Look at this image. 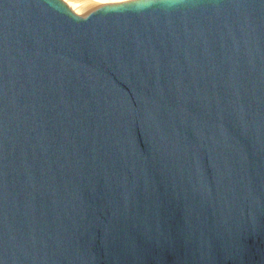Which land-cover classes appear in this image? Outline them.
Wrapping results in <instances>:
<instances>
[{
  "label": "water",
  "instance_id": "water-1",
  "mask_svg": "<svg viewBox=\"0 0 264 264\" xmlns=\"http://www.w3.org/2000/svg\"><path fill=\"white\" fill-rule=\"evenodd\" d=\"M0 264H264V0H0Z\"/></svg>",
  "mask_w": 264,
  "mask_h": 264
},
{
  "label": "clouds",
  "instance_id": "clouds-1",
  "mask_svg": "<svg viewBox=\"0 0 264 264\" xmlns=\"http://www.w3.org/2000/svg\"><path fill=\"white\" fill-rule=\"evenodd\" d=\"M132 4L138 11H144L156 4V0H126ZM177 4V0H159V6L164 8H171Z\"/></svg>",
  "mask_w": 264,
  "mask_h": 264
},
{
  "label": "rangeland",
  "instance_id": "rangeland-1",
  "mask_svg": "<svg viewBox=\"0 0 264 264\" xmlns=\"http://www.w3.org/2000/svg\"><path fill=\"white\" fill-rule=\"evenodd\" d=\"M67 1L73 4H77L76 10L78 11L79 14L84 15L87 12H89L91 9L103 4L102 2H107L112 0H67ZM114 1H122V0H114Z\"/></svg>",
  "mask_w": 264,
  "mask_h": 264
},
{
  "label": "bare ground",
  "instance_id": "bare-ground-1",
  "mask_svg": "<svg viewBox=\"0 0 264 264\" xmlns=\"http://www.w3.org/2000/svg\"><path fill=\"white\" fill-rule=\"evenodd\" d=\"M63 1H65V2L67 3V5H68L69 7H71V9H72L74 12L78 13V11L76 10L77 4H73V3H71V2H69V1H67V0H63ZM122 1H123V0H122ZM113 2H121V1H114V0H112V1L102 2V3L104 4V3H113ZM78 14H79V13H78Z\"/></svg>",
  "mask_w": 264,
  "mask_h": 264
}]
</instances>
